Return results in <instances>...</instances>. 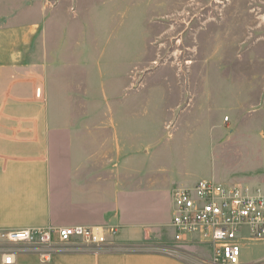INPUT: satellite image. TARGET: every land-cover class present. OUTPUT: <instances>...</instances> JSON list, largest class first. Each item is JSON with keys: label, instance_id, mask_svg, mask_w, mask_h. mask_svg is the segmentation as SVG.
Masks as SVG:
<instances>
[{"label": "rangeland", "instance_id": "rangeland-1", "mask_svg": "<svg viewBox=\"0 0 264 264\" xmlns=\"http://www.w3.org/2000/svg\"><path fill=\"white\" fill-rule=\"evenodd\" d=\"M36 2L46 12L41 37H53L57 28V64L38 29L31 35L32 26L18 29L31 21L26 11ZM1 27L9 28L10 41L24 39L3 49L17 64L47 59L48 72L64 79L89 69L93 89L100 70L128 75L129 89L109 87L106 98L129 110L133 145L149 144L156 185L148 202L137 198L142 215L133 223L147 234H169H149L130 246L171 244L175 184L264 185V0H0ZM141 183L146 188L147 181ZM242 254L253 262L264 257V246Z\"/></svg>", "mask_w": 264, "mask_h": 264}, {"label": "crops", "instance_id": "crops-1", "mask_svg": "<svg viewBox=\"0 0 264 264\" xmlns=\"http://www.w3.org/2000/svg\"><path fill=\"white\" fill-rule=\"evenodd\" d=\"M38 2L26 11L32 14L30 25L18 29L32 26L30 35L39 30L40 44L53 46L48 52L57 64L61 40L57 28L53 37H41L46 12ZM0 30L5 33L0 36V232L110 224L120 227L116 241L123 245L141 242L149 234L153 239L169 235L159 229L147 234L133 223L142 215L137 198L142 195L148 202L156 185L149 173V144L133 145L129 110L115 106L117 99L106 98L109 87L129 89L128 75L114 67L100 70L93 89L89 69L64 79L56 70L48 72L47 59L17 64L3 49L17 47L24 39L12 42L6 34L9 28ZM141 184L143 193L136 191ZM191 247L196 254L190 255L199 258L202 248ZM50 260L21 252L14 264H194L148 251L59 252Z\"/></svg>", "mask_w": 264, "mask_h": 264}, {"label": "built area", "instance_id": "built-area-1", "mask_svg": "<svg viewBox=\"0 0 264 264\" xmlns=\"http://www.w3.org/2000/svg\"><path fill=\"white\" fill-rule=\"evenodd\" d=\"M171 207L169 246L139 250L136 245L119 244L120 227L116 225L53 226L0 232V260L14 264L15 255L21 252L49 262L59 252L148 251L194 264H264V257L248 263L242 260L243 248L264 246V185H228L201 179L191 186L173 187ZM190 246L201 247L206 255L193 258L186 250Z\"/></svg>", "mask_w": 264, "mask_h": 264}]
</instances>
